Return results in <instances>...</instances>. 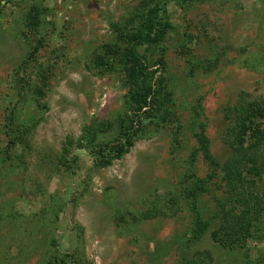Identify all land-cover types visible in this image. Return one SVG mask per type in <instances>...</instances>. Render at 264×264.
Returning <instances> with one entry per match:
<instances>
[{
    "label": "rangeland",
    "instance_id": "rangeland-1",
    "mask_svg": "<svg viewBox=\"0 0 264 264\" xmlns=\"http://www.w3.org/2000/svg\"><path fill=\"white\" fill-rule=\"evenodd\" d=\"M146 1L0 0V264H183L203 251V263L264 264V217L237 246L210 237L225 160L264 201L259 158L226 132L235 105L264 102V0H167L164 38L134 56ZM139 64L155 91L136 125ZM120 125L131 145L107 162Z\"/></svg>",
    "mask_w": 264,
    "mask_h": 264
},
{
    "label": "trees",
    "instance_id": "trees-1",
    "mask_svg": "<svg viewBox=\"0 0 264 264\" xmlns=\"http://www.w3.org/2000/svg\"><path fill=\"white\" fill-rule=\"evenodd\" d=\"M166 1L167 0L154 1L152 5L144 8L139 14L137 25L134 26V33L128 35L129 47L131 52L135 54L134 56H138L134 49L135 46L140 44L155 45L164 38L166 29L169 27V24L163 18ZM146 70L147 66L139 64L137 67H131L127 71V77L129 79L135 80L139 77L142 82V85L137 86L130 95L132 105L134 106L133 120L137 122L136 125L141 123V119L137 118L138 113L136 112L145 113L149 116L153 106V99H151V96L155 91L153 86L154 83H144L147 76ZM260 120H264V102L249 101L241 105H235L233 107L232 119L226 126V132L229 142L231 146L235 148V151L240 150L244 142H247V146L250 147L253 154L259 158L255 168L264 172V125L260 123ZM129 130L128 127L120 125L119 134L123 139V143L107 151V162L113 156L125 152L131 145ZM197 142L205 157L210 158L207 152V139L203 135H199L197 137ZM212 162L217 165L216 161ZM222 167L229 197L225 203L219 205L221 222L217 229L211 231L210 237L213 241L221 243L222 245L237 246L241 244L251 232L250 230L254 222L264 217V206L262 205L264 201L250 192L247 187L242 184V167H240V162L236 156L233 155L225 160ZM248 171L250 172L249 169ZM202 189L203 183L200 180L193 183L188 190V197L190 200L195 201L196 191ZM229 202H233L234 204L231 205L230 203L229 207L225 208L224 206ZM237 207H239V209L236 211L235 208ZM204 225V221L201 224H197L196 228L198 234L203 230ZM65 255L68 258L69 264H75L69 254ZM205 258H208V260L210 259L207 251L200 252L195 258L191 257L185 260L183 264H208L209 261L203 263ZM63 260L64 259L55 255L48 264H62Z\"/></svg>",
    "mask_w": 264,
    "mask_h": 264
}]
</instances>
